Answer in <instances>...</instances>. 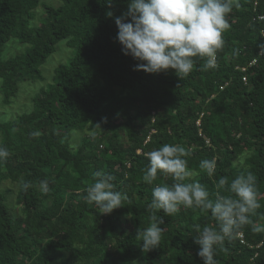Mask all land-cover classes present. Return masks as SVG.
<instances>
[{
    "label": "trees",
    "instance_id": "1",
    "mask_svg": "<svg viewBox=\"0 0 264 264\" xmlns=\"http://www.w3.org/2000/svg\"><path fill=\"white\" fill-rule=\"evenodd\" d=\"M61 1L45 3L40 24L32 26L42 0H0L5 104L21 82L44 79L41 67L60 41L75 48L56 69L55 84L34 97L33 111L0 120V145L11 153L0 162V264H203L192 226L218 230L210 212L181 206L169 217L158 211L164 217L159 247L144 253L137 238L151 223L153 187L174 183L159 173L152 184L143 181L145 154L164 144L190 150L185 159L192 176L184 182L201 183L213 199L229 195L227 185L218 186L220 178L230 183L252 172L261 207L250 219L264 226V0H238L227 16L218 66L208 69L197 60L184 80L173 69H134L141 61L124 54L115 23L127 0H113L111 8L103 0ZM13 37L31 47L3 58ZM88 126L94 133L75 148L72 134ZM213 158L216 170L209 177L199 165ZM96 171L114 175L116 190L127 196L111 214L87 202ZM42 180L49 182L47 194ZM8 181L19 183V210L10 204ZM23 182L32 185L26 192ZM240 233L215 249L216 264H264V231L249 224Z\"/></svg>",
    "mask_w": 264,
    "mask_h": 264
},
{
    "label": "clouds",
    "instance_id": "2",
    "mask_svg": "<svg viewBox=\"0 0 264 264\" xmlns=\"http://www.w3.org/2000/svg\"><path fill=\"white\" fill-rule=\"evenodd\" d=\"M109 5L113 0H103ZM127 10L115 16L118 27L117 39L122 51L141 63L135 70L148 73H161L175 70L180 79L189 77L197 60L205 61L204 67L215 69L217 53L224 47L223 33L229 27L227 16L233 6L239 7L238 0H127ZM106 15L113 17L108 10ZM130 18V19H129ZM105 122H107L105 118ZM100 126L99 123H97ZM101 127V126H100ZM39 136L38 132L31 134ZM7 147L0 145V162L10 156ZM191 154L183 146L164 144L147 152L149 166L143 181L152 184L158 173L170 177L174 183L158 184L152 189V200L148 208L152 213L150 226L139 229L137 238L143 241L142 251L148 253L159 247L164 228V217L155 213L162 211L165 216L175 215L183 206L185 209H198L201 213L210 212L217 222L218 230L211 226L194 224L197 233L195 243L200 245L198 255L203 264H216L215 249L224 241L237 237L240 230L251 224L252 230L264 231V226L252 224L251 216L261 207L258 200L257 180L252 172L241 173L229 183L220 178L218 186L227 185L229 195L210 193L199 182L185 183L192 176L185 157ZM199 167L209 177L215 174L216 160H202ZM94 182L87 186V202L94 204L100 214H111L127 199L126 194L116 190L115 176L104 171L93 173ZM31 182H23L21 188L28 191ZM41 190L50 191L47 180L40 181Z\"/></svg>",
    "mask_w": 264,
    "mask_h": 264
},
{
    "label": "rangeland",
    "instance_id": "3",
    "mask_svg": "<svg viewBox=\"0 0 264 264\" xmlns=\"http://www.w3.org/2000/svg\"><path fill=\"white\" fill-rule=\"evenodd\" d=\"M51 4L59 6L61 0H42L40 7L37 9V18L32 21V26L39 25L41 22L40 13L43 12L44 4ZM31 44L23 43L19 39L13 37L6 44L4 51L2 52L3 58H9L17 54L25 53ZM75 55V48L70 47L67 44V39L62 40L57 45V50L52 54L47 62L42 65L41 69L44 75L42 80H32V81H23L20 83V91L16 97L12 99L11 104H5L3 100H0V111H3L0 114V120L10 121L17 119L20 115L30 113L34 110V97L43 92V90L48 89L51 85L55 84L56 69L70 61V59ZM94 128L87 127L85 130L74 131L71 138L72 145L76 148L81 143V140L86 135H91L94 133ZM5 187L11 190L10 201L11 205L17 210L21 208L17 204V196L19 192V183L14 181H8L5 184Z\"/></svg>",
    "mask_w": 264,
    "mask_h": 264
},
{
    "label": "built area",
    "instance_id": "4",
    "mask_svg": "<svg viewBox=\"0 0 264 264\" xmlns=\"http://www.w3.org/2000/svg\"><path fill=\"white\" fill-rule=\"evenodd\" d=\"M260 18H261V19H264V15L261 16ZM253 63H255V62H253ZM253 63H252V64H253ZM246 69H247V68H243V70H246ZM244 80L247 81V77H246V76L244 77ZM239 236L242 238V241L245 243L246 240H245V238H244V234H243V233H240Z\"/></svg>",
    "mask_w": 264,
    "mask_h": 264
}]
</instances>
